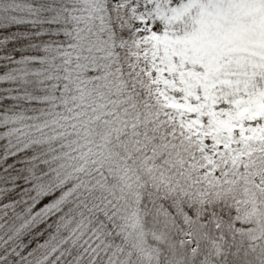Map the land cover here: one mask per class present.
<instances>
[{
    "label": "snow or ice",
    "instance_id": "1",
    "mask_svg": "<svg viewBox=\"0 0 264 264\" xmlns=\"http://www.w3.org/2000/svg\"><path fill=\"white\" fill-rule=\"evenodd\" d=\"M0 264H264V0H0Z\"/></svg>",
    "mask_w": 264,
    "mask_h": 264
}]
</instances>
